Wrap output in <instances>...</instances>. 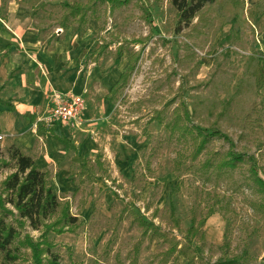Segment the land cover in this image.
<instances>
[{
    "label": "rangeland",
    "instance_id": "rangeland-1",
    "mask_svg": "<svg viewBox=\"0 0 264 264\" xmlns=\"http://www.w3.org/2000/svg\"><path fill=\"white\" fill-rule=\"evenodd\" d=\"M37 1H25L29 13ZM87 1L52 0L56 7L44 22V36H57L55 26L66 12L59 2ZM60 36L67 38L60 47V70L52 76L54 96L38 98L45 105L31 119L0 112V186L15 171L10 153L16 147L47 173L60 204L67 203L77 217L72 232L45 236L58 263L185 264L182 253H166L170 240H182L191 220L212 209L203 240L192 241L193 249H201L202 262L195 264L236 255L242 258L235 264H264V193L253 184L249 163L218 174L203 167L232 149L253 157L264 181V85L257 90L254 82L257 62L264 60V0H214L178 32L170 0H129L113 10L98 3L85 26L77 29L69 21ZM145 36L126 86L109 99L127 67V52L114 62L117 43ZM101 44L108 47L96 57L92 52ZM69 96L83 100L80 125L68 130L49 121L46 126L81 145L90 174L81 173L73 151L35 133V118L45 122L55 101ZM181 105L189 112L188 127L210 128L226 139L212 136L192 158L189 135L169 128L173 109ZM7 217L20 233L12 244L19 258L12 264H32L29 249L18 242L25 233L38 239L42 229ZM140 219L153 222L158 233H145Z\"/></svg>",
    "mask_w": 264,
    "mask_h": 264
},
{
    "label": "trees",
    "instance_id": "trees-1",
    "mask_svg": "<svg viewBox=\"0 0 264 264\" xmlns=\"http://www.w3.org/2000/svg\"><path fill=\"white\" fill-rule=\"evenodd\" d=\"M213 1L170 0V4L175 9L176 14V32L179 31L182 25H188L205 4L212 3ZM128 2L129 0H88L86 3H62V7L66 12L62 14L60 24L65 27L69 21H74L77 24V29H81L86 25L88 17L94 16L98 3H107L110 10H113ZM147 40L148 38L145 36L117 43L114 62L118 63L124 53L127 52V67L119 74L116 82L110 88L107 94L109 99H114L118 91L126 86L135 70L136 63L143 52ZM129 45H138L139 47L137 50H131ZM107 47V44H101L92 54H96V57H99ZM263 62L262 58L259 59L254 70V82L257 90H260L264 85V75L262 74V70L264 69ZM0 104L15 113L14 106L8 101L0 100ZM189 121L190 117L186 106H176L173 109V118L171 119L169 128L176 131L181 137L189 135L195 145L192 158H195L200 153L212 136H221L223 139H226V136H222L221 133L210 128H201L194 125L188 127L187 122ZM35 127L36 135H49L61 143L66 150L73 151V160L79 163L81 173L90 174L87 168V160L79 153L81 145L75 144L67 137L57 136L54 133V128L46 126L43 121H35ZM10 155L15 161V171L6 176L0 186V254H2L3 258L0 264H12L19 258L17 247H13L12 244L19 237L20 233L8 221L7 216L14 218L20 226H23L27 222L33 230L42 229L38 239H33L32 236L25 233L23 238L18 242L21 246L29 249L32 264H42L44 257H48L47 260L45 259L46 264H59L57 256L50 252L53 245L45 239V236L49 232H54L58 235L72 232L77 226V217L70 214L67 203L60 204L61 201L53 191L47 173L40 170L30 156L16 147L12 148ZM217 160L215 164H212L211 160H206L203 163V167H213L218 174L227 169H234L240 162H248V171L253 184L257 186L259 191L264 193V181L258 175V169L253 157H245L242 153L229 149ZM7 204L11 206L12 210L6 207ZM210 215H212V209H209L203 218L197 221L192 219L189 227L184 231L182 240H176L173 237L170 240L171 246L166 253L173 254L176 251L182 253L186 259L185 264H195L196 261L202 262L201 249L198 247L193 249L192 241L196 237L203 240L202 227ZM174 223L178 226L176 219H174ZM140 224L144 227L145 233H152V235L158 233V228L154 226L153 222H146L144 219H140ZM158 235L163 240H167V234L160 233ZM240 258H242V255H236L232 259L223 256V258H219L213 264H235Z\"/></svg>",
    "mask_w": 264,
    "mask_h": 264
},
{
    "label": "crops",
    "instance_id": "crops-1",
    "mask_svg": "<svg viewBox=\"0 0 264 264\" xmlns=\"http://www.w3.org/2000/svg\"><path fill=\"white\" fill-rule=\"evenodd\" d=\"M25 1L0 0V100L12 104L15 113L2 104L0 112L11 115L13 119H31L37 113L38 106L45 105L44 102L41 105L37 103L38 98H43L44 94L54 96L51 93V90L54 92L52 76L60 70V47L67 38L60 35L68 23L63 27L60 21L54 30L57 36L52 39V36H44L45 25H48L44 22H47L48 15L56 7L52 0L37 1L31 13L26 10ZM62 3L59 2L60 8ZM38 119L36 117L35 121Z\"/></svg>",
    "mask_w": 264,
    "mask_h": 264
},
{
    "label": "built area",
    "instance_id": "built-area-1",
    "mask_svg": "<svg viewBox=\"0 0 264 264\" xmlns=\"http://www.w3.org/2000/svg\"><path fill=\"white\" fill-rule=\"evenodd\" d=\"M83 108V100L80 96H69L63 100L55 101L50 114L45 118V123L49 121L57 122L68 130L77 128L80 125V113ZM2 137L0 136V139Z\"/></svg>",
    "mask_w": 264,
    "mask_h": 264
}]
</instances>
